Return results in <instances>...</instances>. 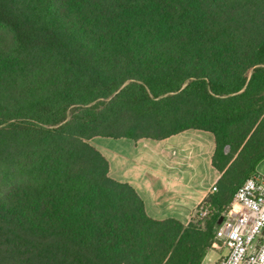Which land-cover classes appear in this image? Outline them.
<instances>
[{
    "label": "trees",
    "instance_id": "obj_1",
    "mask_svg": "<svg viewBox=\"0 0 264 264\" xmlns=\"http://www.w3.org/2000/svg\"><path fill=\"white\" fill-rule=\"evenodd\" d=\"M215 137L217 191L149 217L94 137ZM264 159V0H0V264H201Z\"/></svg>",
    "mask_w": 264,
    "mask_h": 264
},
{
    "label": "crops",
    "instance_id": "obj_2",
    "mask_svg": "<svg viewBox=\"0 0 264 264\" xmlns=\"http://www.w3.org/2000/svg\"><path fill=\"white\" fill-rule=\"evenodd\" d=\"M109 162V176L131 185L153 219L195 221L200 205L213 193L221 177L213 166L215 137L211 132L187 130L164 139L94 137ZM91 140L89 141L91 143ZM264 176V159L256 167ZM228 248L215 239L201 264H218Z\"/></svg>",
    "mask_w": 264,
    "mask_h": 264
},
{
    "label": "built area",
    "instance_id": "obj_3",
    "mask_svg": "<svg viewBox=\"0 0 264 264\" xmlns=\"http://www.w3.org/2000/svg\"><path fill=\"white\" fill-rule=\"evenodd\" d=\"M208 214L203 202L196 218ZM220 217L223 220L217 223L216 239L225 244L228 253L218 264H264V176L255 173L247 178Z\"/></svg>",
    "mask_w": 264,
    "mask_h": 264
},
{
    "label": "rangeland",
    "instance_id": "obj_4",
    "mask_svg": "<svg viewBox=\"0 0 264 264\" xmlns=\"http://www.w3.org/2000/svg\"><path fill=\"white\" fill-rule=\"evenodd\" d=\"M98 143L97 140L93 139L91 140V144L94 145V146H98Z\"/></svg>",
    "mask_w": 264,
    "mask_h": 264
},
{
    "label": "water",
    "instance_id": "obj_5",
    "mask_svg": "<svg viewBox=\"0 0 264 264\" xmlns=\"http://www.w3.org/2000/svg\"><path fill=\"white\" fill-rule=\"evenodd\" d=\"M222 220H223V217H220L219 219H218V224H220L221 222H222Z\"/></svg>",
    "mask_w": 264,
    "mask_h": 264
}]
</instances>
